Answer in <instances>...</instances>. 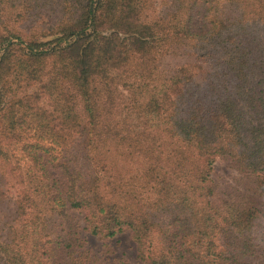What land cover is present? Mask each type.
Instances as JSON below:
<instances>
[{
    "label": "trees",
    "instance_id": "16d2710c",
    "mask_svg": "<svg viewBox=\"0 0 264 264\" xmlns=\"http://www.w3.org/2000/svg\"><path fill=\"white\" fill-rule=\"evenodd\" d=\"M82 229L264 264V0H0V264H104Z\"/></svg>",
    "mask_w": 264,
    "mask_h": 264
},
{
    "label": "rangeland",
    "instance_id": "374dc122",
    "mask_svg": "<svg viewBox=\"0 0 264 264\" xmlns=\"http://www.w3.org/2000/svg\"><path fill=\"white\" fill-rule=\"evenodd\" d=\"M28 25L29 23H24L22 27L26 29ZM236 175L235 170L230 166L229 160L222 158L215 159L210 173V178L213 181L220 185H231ZM71 213L79 222V225L83 227L82 214L76 210H72ZM80 235L85 239L87 249L92 254L98 256L104 264L119 260H125L129 264H142L136 256V244L127 231L117 233L106 240L91 235L83 229L80 231Z\"/></svg>",
    "mask_w": 264,
    "mask_h": 264
}]
</instances>
